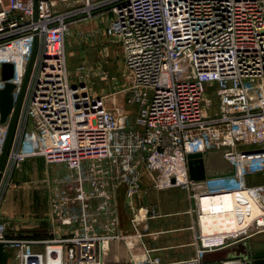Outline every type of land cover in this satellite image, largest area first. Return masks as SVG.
<instances>
[{"label": "built area", "instance_id": "1", "mask_svg": "<svg viewBox=\"0 0 264 264\" xmlns=\"http://www.w3.org/2000/svg\"><path fill=\"white\" fill-rule=\"evenodd\" d=\"M58 1L0 0V90L14 85V106L36 46L0 182L30 157L63 163L77 175L93 161L94 188L87 192L79 184L67 199L82 204L104 194L106 172L133 184L144 160L155 186L186 190L198 216L200 247L180 264H202L207 251L264 234V182H250L251 175L264 174V0H82L76 17H106V35L120 46L130 75L136 126L122 135L115 112L68 81L65 37L72 13ZM3 64L13 66L8 80ZM9 120L1 123L0 115V154ZM220 149L234 166L227 186L192 190L187 156ZM225 193L234 196L238 228L205 235L201 198ZM67 200L52 202L61 225L73 222L61 208ZM253 208L257 214L250 218ZM80 223L68 236L37 242L8 238L0 215V246L18 248L20 264H102L117 236ZM34 243H45L44 252L33 251Z\"/></svg>", "mask_w": 264, "mask_h": 264}, {"label": "crops", "instance_id": "2", "mask_svg": "<svg viewBox=\"0 0 264 264\" xmlns=\"http://www.w3.org/2000/svg\"><path fill=\"white\" fill-rule=\"evenodd\" d=\"M106 23L105 17L102 30L105 34ZM116 174L106 172L101 186L104 194L81 204L67 199L75 194L79 184L87 192L94 188L91 181L98 177L95 172L84 169L77 175L66 165H47L42 157L27 158L0 182V215L7 224V237L37 242L52 240L68 236L82 220L94 225L100 234L117 236L107 243L102 264L143 261L180 264L195 258L200 247V227L187 191L177 186L156 187L152 172H137L133 184L113 180ZM250 182H264V174L251 175ZM227 184V177L207 182L208 189ZM129 191L132 192L128 194ZM63 199L67 202L61 203V208L73 220L71 225H61L52 213V202ZM242 243H247L251 250H264V234L207 253ZM45 247V243H34L32 250L44 252ZM0 264H20L19 249L0 246Z\"/></svg>", "mask_w": 264, "mask_h": 264}, {"label": "rangeland", "instance_id": "3", "mask_svg": "<svg viewBox=\"0 0 264 264\" xmlns=\"http://www.w3.org/2000/svg\"><path fill=\"white\" fill-rule=\"evenodd\" d=\"M81 3L82 0L58 1L61 10L66 9L68 13H72L69 17L68 31L65 37L68 81L71 87L79 89V92L86 93L91 98L100 99L106 109L115 112L120 121V128L117 131L122 135L123 131L133 126L137 113V104L130 102L132 98V90L129 88L131 86L130 75L125 68L120 46L116 42H112L102 31L105 17L97 13L91 16L79 15L76 17L75 14H80L82 9ZM206 95L213 98L212 90L207 86ZM5 133L6 131L2 136V144L6 136ZM117 139L123 140L122 137ZM121 150L119 149V152ZM44 161L49 165L45 159ZM57 164L64 165L63 163ZM137 164V172H150L146 169L144 160L138 161ZM85 166L87 170L91 171L96 168L93 161L85 162L83 167ZM124 166L125 164L119 165L118 172H123ZM16 167H13V170ZM110 170L112 171V169ZM125 172L128 170L126 169Z\"/></svg>", "mask_w": 264, "mask_h": 264}, {"label": "water", "instance_id": "4", "mask_svg": "<svg viewBox=\"0 0 264 264\" xmlns=\"http://www.w3.org/2000/svg\"><path fill=\"white\" fill-rule=\"evenodd\" d=\"M35 50L36 46H34L22 90L15 106L13 105V97L11 94L14 85L6 83L5 87L0 90L1 123H6L10 116L8 130L0 154V177L13 137L24 87L33 62ZM12 72L13 66L11 64L2 65L3 80L10 79ZM224 153L225 150L220 149L203 153H193L187 156L189 176L194 183L192 185V190H207V182L209 180L234 175V166L225 160ZM201 262L202 264H264V250H251L247 243H242L240 246L231 249L220 250L213 253L205 252L202 255Z\"/></svg>", "mask_w": 264, "mask_h": 264}, {"label": "bare ground", "instance_id": "5", "mask_svg": "<svg viewBox=\"0 0 264 264\" xmlns=\"http://www.w3.org/2000/svg\"><path fill=\"white\" fill-rule=\"evenodd\" d=\"M203 213L201 217L202 231L205 235L224 231L237 230L234 216L235 200L232 194H217L201 198ZM257 214L253 208L250 218ZM249 219H245L248 222ZM55 264V263H51Z\"/></svg>", "mask_w": 264, "mask_h": 264}]
</instances>
